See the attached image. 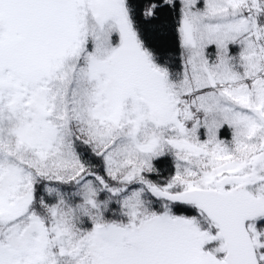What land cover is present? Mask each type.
Returning a JSON list of instances; mask_svg holds the SVG:
<instances>
[{
    "label": "snow or ice",
    "instance_id": "1",
    "mask_svg": "<svg viewBox=\"0 0 264 264\" xmlns=\"http://www.w3.org/2000/svg\"><path fill=\"white\" fill-rule=\"evenodd\" d=\"M0 264H264V0H0Z\"/></svg>",
    "mask_w": 264,
    "mask_h": 264
}]
</instances>
